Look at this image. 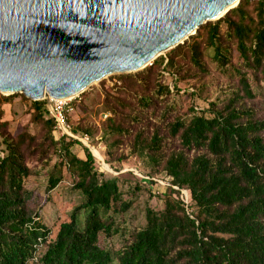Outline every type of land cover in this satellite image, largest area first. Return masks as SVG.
<instances>
[{
    "label": "trees",
    "instance_id": "16d2710c",
    "mask_svg": "<svg viewBox=\"0 0 264 264\" xmlns=\"http://www.w3.org/2000/svg\"><path fill=\"white\" fill-rule=\"evenodd\" d=\"M210 66L225 90L184 106L193 93L177 84ZM110 77L99 82L108 116L71 131L91 144L99 136L112 171L135 167L146 180L100 172L79 140L55 138L44 100L30 101L11 133L3 104L27 98L0 94V264H264V0H240L166 57ZM45 168L46 193L66 173L81 198L52 228L25 183ZM156 179L168 183L162 192L150 188Z\"/></svg>",
    "mask_w": 264,
    "mask_h": 264
},
{
    "label": "water",
    "instance_id": "95a60500",
    "mask_svg": "<svg viewBox=\"0 0 264 264\" xmlns=\"http://www.w3.org/2000/svg\"><path fill=\"white\" fill-rule=\"evenodd\" d=\"M239 1L0 0V94L77 97L142 70Z\"/></svg>",
    "mask_w": 264,
    "mask_h": 264
},
{
    "label": "rangeland",
    "instance_id": "374dc122",
    "mask_svg": "<svg viewBox=\"0 0 264 264\" xmlns=\"http://www.w3.org/2000/svg\"><path fill=\"white\" fill-rule=\"evenodd\" d=\"M166 52L160 53V56L166 57ZM210 68L211 74L201 80H194L191 82H182L177 84V86L181 88L179 91L180 94H183L184 92L193 93V96L188 98L185 103H182L184 106H187L192 102L197 106H204L205 103L208 100L213 99L220 90H225L227 82L224 79H220L218 72L214 70L213 66H210ZM114 75L117 74H113L110 76ZM165 75L169 77L167 73ZM110 76L102 79L105 81L106 85H111L114 82L113 78ZM167 81L169 82L170 80L167 79ZM99 82H96L89 88H87L84 91L83 95H81V93L77 97H74L71 100H67L68 106L70 107L67 113V119L70 126H75L82 119H85L87 123L99 125L100 122L108 116V113L105 112L102 107L103 95ZM30 101L32 100L28 98L27 100H22L19 97H16L11 101L3 104V108L5 110L4 117L9 121V131L11 133L15 134L16 132H18L21 129L22 125L28 121L29 115L26 110L30 104ZM44 102L45 107H47L46 101ZM79 142L90 150L95 158L96 165L100 172L112 174L132 172L134 175L142 179L145 178L146 180L147 177L141 176V174L135 167H124L117 173L112 171L104 162L103 153L105 147L101 142L99 136L96 137L95 142L92 144L89 141H87L86 144L82 141ZM82 145L75 144L72 147L73 152L78 157H83ZM46 170L47 168L43 169L41 171V174L39 175L28 177L25 183L30 190V206L35 212H38L40 219L44 223H46L47 226L52 228L55 221L57 219H63L71 211V209L80 202L81 198L77 193L71 191V177L66 173L64 175L63 181L55 189L46 193ZM155 181L156 184L151 185L150 188L153 192L156 193L162 192L168 185V183L164 179H156ZM183 194L184 196H186L185 192H183ZM141 204H143V198L140 201L139 207L136 209L137 216L142 222V215L139 213ZM150 204L156 208L162 206L161 201L156 197L150 200ZM133 224L135 223L129 222L130 226H132ZM119 240L120 237H117L114 240L115 244Z\"/></svg>",
    "mask_w": 264,
    "mask_h": 264
},
{
    "label": "built area",
    "instance_id": "2783aa9c",
    "mask_svg": "<svg viewBox=\"0 0 264 264\" xmlns=\"http://www.w3.org/2000/svg\"><path fill=\"white\" fill-rule=\"evenodd\" d=\"M46 101L47 109L55 122V129L53 131L54 137L58 138L62 135L67 136L70 139L82 141L86 144L87 137H77L71 131V126L67 119V113L69 111L68 101L55 98H43Z\"/></svg>",
    "mask_w": 264,
    "mask_h": 264
},
{
    "label": "bare ground",
    "instance_id": "6f19581e",
    "mask_svg": "<svg viewBox=\"0 0 264 264\" xmlns=\"http://www.w3.org/2000/svg\"><path fill=\"white\" fill-rule=\"evenodd\" d=\"M222 14H224V11H223L219 16H217V18L220 17ZM161 53H162V52H161ZM46 98H51V97L47 96ZM73 98H74V97H67V98L62 99V100H71V99H73Z\"/></svg>",
    "mask_w": 264,
    "mask_h": 264
}]
</instances>
